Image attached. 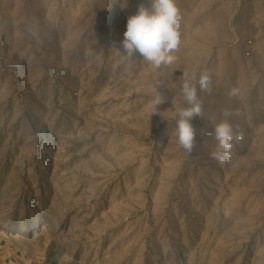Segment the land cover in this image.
Listing matches in <instances>:
<instances>
[{"label": "rangeland", "instance_id": "obj_1", "mask_svg": "<svg viewBox=\"0 0 264 264\" xmlns=\"http://www.w3.org/2000/svg\"><path fill=\"white\" fill-rule=\"evenodd\" d=\"M142 2L0 0V264H264V0H176L160 68L116 50ZM203 71L188 154L176 109ZM224 109L243 139L221 165Z\"/></svg>", "mask_w": 264, "mask_h": 264}, {"label": "clouds", "instance_id": "obj_2", "mask_svg": "<svg viewBox=\"0 0 264 264\" xmlns=\"http://www.w3.org/2000/svg\"><path fill=\"white\" fill-rule=\"evenodd\" d=\"M127 6V0L124 3ZM181 43L180 39V10L176 0H147L137 6L135 14L127 18L126 31L123 40L117 48L118 54L132 61L137 55L155 68L168 66L175 62L174 52ZM122 49V50H121ZM185 76L181 85L186 106L176 109V135L179 146L191 154L196 146L197 131L192 120L203 118V103L199 92L211 91V75L203 71L197 77L193 72L191 79ZM163 85V84H161ZM159 85V86H161ZM237 89L233 88L230 96H235ZM165 102V97L157 91L151 101L153 113ZM238 114V113H237ZM233 115L230 109H224L225 117L212 128V135L217 141L216 149L211 153L212 159L224 165L229 162L234 147V141L243 139V133L235 130L229 121Z\"/></svg>", "mask_w": 264, "mask_h": 264}]
</instances>
